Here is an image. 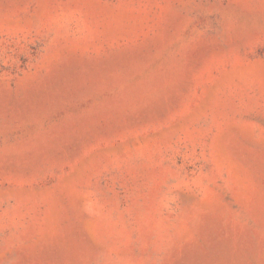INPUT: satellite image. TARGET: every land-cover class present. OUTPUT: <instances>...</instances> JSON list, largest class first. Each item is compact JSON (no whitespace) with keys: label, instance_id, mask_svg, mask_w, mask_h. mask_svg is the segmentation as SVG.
Wrapping results in <instances>:
<instances>
[{"label":"rangeland","instance_id":"374dc122","mask_svg":"<svg viewBox=\"0 0 264 264\" xmlns=\"http://www.w3.org/2000/svg\"><path fill=\"white\" fill-rule=\"evenodd\" d=\"M0 264H264V0H0Z\"/></svg>","mask_w":264,"mask_h":264}]
</instances>
